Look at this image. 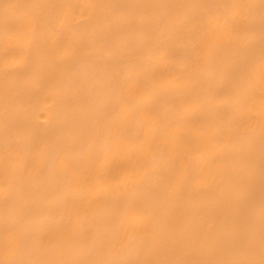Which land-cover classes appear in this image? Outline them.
I'll list each match as a JSON object with an SVG mask.
<instances>
[{
  "label": "bare ground",
  "instance_id": "1",
  "mask_svg": "<svg viewBox=\"0 0 264 264\" xmlns=\"http://www.w3.org/2000/svg\"><path fill=\"white\" fill-rule=\"evenodd\" d=\"M0 264H264V0H0Z\"/></svg>",
  "mask_w": 264,
  "mask_h": 264
}]
</instances>
